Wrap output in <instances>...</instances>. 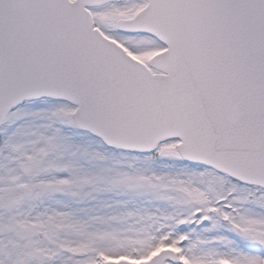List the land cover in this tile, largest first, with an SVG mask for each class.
Masks as SVG:
<instances>
[{
    "label": "snow or ice",
    "instance_id": "obj_1",
    "mask_svg": "<svg viewBox=\"0 0 264 264\" xmlns=\"http://www.w3.org/2000/svg\"><path fill=\"white\" fill-rule=\"evenodd\" d=\"M0 264H264V0H0Z\"/></svg>",
    "mask_w": 264,
    "mask_h": 264
}]
</instances>
